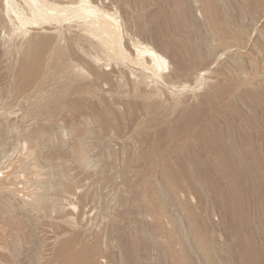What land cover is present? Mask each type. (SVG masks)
Masks as SVG:
<instances>
[{"label":"rangeland","instance_id":"obj_1","mask_svg":"<svg viewBox=\"0 0 264 264\" xmlns=\"http://www.w3.org/2000/svg\"><path fill=\"white\" fill-rule=\"evenodd\" d=\"M0 264H264V0H0Z\"/></svg>","mask_w":264,"mask_h":264},{"label":"bare ground","instance_id":"obj_2","mask_svg":"<svg viewBox=\"0 0 264 264\" xmlns=\"http://www.w3.org/2000/svg\"><path fill=\"white\" fill-rule=\"evenodd\" d=\"M87 2H89V1H87ZM207 2H208V1H207ZM208 3H209V2H208ZM87 4H88V3H87ZM87 7H88V6H87ZM207 10H208V9H207ZM209 11H210V10H209ZM98 14H99V12H98ZM100 14H101V13H100ZM213 15H214V14H213ZM112 18H113V17H112ZM109 19H110V18H109ZM114 22L116 23V21H114ZM109 23H110V22H109ZM115 23H114V24H115ZM139 41H140V40H139ZM139 41H137V42H139ZM143 47H144V46H143ZM147 48H149V47H147ZM151 48H152V47H151ZM151 48H150V49H151ZM116 49H117V48H116ZM150 49H149V50H150ZM120 50H121V49H120ZM120 50H119V51H120ZM142 50H143V49H140V50H138L137 52L141 53ZM147 50H148V49H147ZM147 50H146V49L143 50L142 53H144V52L147 51ZM154 51H156V50H154ZM154 51H147V53H150V54H151V53H154ZM108 52H109V51H108ZM113 53H114V52H113ZM145 53H146V52H145ZM154 54H155V53H154ZM154 54H151V55H152V57L155 56V58L158 59V60H156L157 62L160 63L159 59H161L162 61H165V60H166V59L164 58L163 55H160V56L157 57V56L154 55ZM157 54H160V53H157ZM102 55H103V54H102ZM141 55H142V54H141ZM143 55H144V54H143ZM162 56H163V57H162ZM141 57H143V56H141ZM161 57H162V58H161ZM100 59H101V58H100ZM144 59H146V58H144ZM153 59H154V58L151 59V62H152L151 65H153V61H152ZM146 60H147V59H146ZM146 60H145V61H146ZM162 61H161V62H162ZM95 62H96V61H95ZM148 62H149V61H148ZM145 64H146V63H145ZM162 64H163V66H164V63H162ZM147 66H148V65H147ZM155 66H156V67H159V66H157V65H155ZM149 68H150V67H149ZM154 68H155V67H154ZM162 68H163V67H162ZM155 69H156V68H155ZM160 69H161V68H160ZM152 70H153V69H151V71H152ZM158 70H159V68H158ZM160 72H162V71H160ZM155 75H156V74H155ZM167 85H168V84H167Z\"/></svg>","mask_w":264,"mask_h":264}]
</instances>
